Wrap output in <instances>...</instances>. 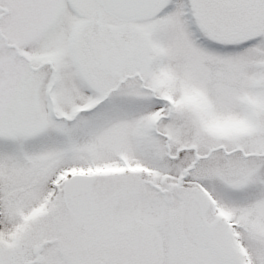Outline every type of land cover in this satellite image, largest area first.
I'll return each mask as SVG.
<instances>
[{
	"label": "snow or ice",
	"instance_id": "1",
	"mask_svg": "<svg viewBox=\"0 0 264 264\" xmlns=\"http://www.w3.org/2000/svg\"><path fill=\"white\" fill-rule=\"evenodd\" d=\"M0 264H264V0H0Z\"/></svg>",
	"mask_w": 264,
	"mask_h": 264
}]
</instances>
